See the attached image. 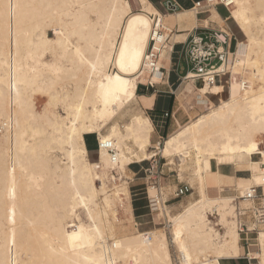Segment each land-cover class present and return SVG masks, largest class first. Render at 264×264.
Listing matches in <instances>:
<instances>
[{
  "label": "bare ground",
  "instance_id": "1",
  "mask_svg": "<svg viewBox=\"0 0 264 264\" xmlns=\"http://www.w3.org/2000/svg\"><path fill=\"white\" fill-rule=\"evenodd\" d=\"M132 1L0 0V123L6 126L0 138V264H176L162 228L139 230L128 183L110 185L107 172L98 170L114 159L125 172L158 150L167 165L178 159V180L195 191L172 214L167 201L178 185L160 181L149 188L157 221L167 210L182 263L247 257L264 264V223L255 219L256 201L247 198L264 187V0L167 14L149 0H137L140 10L134 11ZM201 13L208 15L205 27L195 28ZM183 21L191 32L212 31L222 42L215 69L225 67L226 36L238 39L232 75L239 83H232L228 100L214 105L208 96H220L223 85L185 80L183 95L205 111L152 150L155 128L138 107L137 92L162 82L146 54L155 27L172 31ZM180 36L162 50L160 67L171 66ZM186 41L181 75L188 68ZM93 135L95 161L86 142ZM206 162L215 163L217 175L250 165V186L209 196ZM243 215L257 233V254L242 253Z\"/></svg>",
  "mask_w": 264,
  "mask_h": 264
},
{
  "label": "rangeland",
  "instance_id": "2",
  "mask_svg": "<svg viewBox=\"0 0 264 264\" xmlns=\"http://www.w3.org/2000/svg\"><path fill=\"white\" fill-rule=\"evenodd\" d=\"M179 1L182 3L183 6H185V4L187 3L188 0H179ZM199 1L204 3V0H199ZM134 11H138V9H134ZM219 12L223 15H226V11L224 8H219ZM49 34L51 36H53V32H50ZM229 36H230V38H232V37L235 38L236 41L233 42L232 48H233V50L235 49V42H236V50H237V47L239 46L238 39L235 36H233L231 33L229 34ZM236 50H235V52H236ZM233 61H234V55H232V53H231L230 58H229V65H230L229 70L231 72L233 71ZM176 63H178V60L176 61ZM178 64H180V62ZM227 66H228V64H227ZM170 67L167 68L168 72L170 70ZM232 83H239V82H237V78L234 77L233 75H232L231 85H232ZM231 85L229 86V89L226 92L224 89V92L220 96L210 95V96H208V99L214 105H218L219 98H223L224 100H228L230 95H231ZM184 88H185V85L183 84V87L179 92L180 98L178 101L179 102L178 106L180 108H182L181 112H183V114H185V112H186V114H187V117H186L187 119L182 125L189 122V120H190L189 114L192 116V118L190 120V122H191L193 120V118H195V115H194L195 113L198 115V114H202L203 111H205V110L201 109V107L197 106L195 104L194 100H192L191 101L192 103H191V102H189L190 98H185V96L183 95ZM142 89H145V87L140 86V89H139L140 92H142L141 91ZM149 89H150V91H152L151 88H149ZM159 89L165 90V86L162 85L159 87ZM41 106H42V103L39 102V105H38L39 110L42 109ZM184 110H185V112H184ZM60 112L62 115H64V112L61 109H60ZM169 135L170 134L164 136L163 139L159 140L162 142V144L159 146L160 149L163 148L164 142H165L164 140L167 139V137ZM0 138H1V135H0ZM86 142H87V145H89V147L91 148L90 159L92 161H95L97 159V150H98V142H97L96 136L95 135L87 136ZM152 142L153 143H152L151 148L153 150V148H155L157 144L155 145L154 143H156V142H154V141H152ZM154 158L159 160V162L161 163L160 164V170H159L161 173V179H165L166 183H171L172 185H175V186L179 185L180 181L177 178V168H176L177 163H178V159H175V164L167 165L168 162L165 159H163L162 154H161V150L157 151L156 156ZM153 159H151V160H153ZM151 160H149V161H151ZM149 161H145L143 163L137 164V165H140L142 167V170L139 172V174L136 177H134V175L132 174L134 166H137L136 164H132L124 172L119 168L116 160H114V159L104 160L103 163L98 166V170L101 171L104 169L107 172L108 182L110 185H112L113 183H120L121 181L128 183V187H129V191H130V195H131L132 207H133V214L135 216L136 222L139 225V230L144 232V231L152 230L154 228H162L168 235V238L170 240V250L172 253V258L176 262V260L178 259L179 256H178V251H177L174 243L172 242V225L170 223L169 216L167 214V210L165 209V217H162L161 221L160 220L157 221L159 219V213L160 212L159 211H153V209L151 207V203L149 202V199H150L149 188L153 184H151V180H149L147 178L148 176H146L143 172V170L149 166ZM147 163H148V166H145ZM205 167H206L207 171H210L213 168L216 169L215 163H212V162H206ZM237 169L239 171L243 172V173H238V175L244 176V184L242 186H239V189L248 188L250 186V183H251V179H250L251 173H252L251 172V166L250 165L249 166H238ZM160 181L165 182L163 180H160ZM183 183L190 185V183H188L187 181H183L182 184ZM97 184L99 185V181L97 182ZM221 185H223V187L225 188V191H226L224 193V195H228L232 191V189L235 188L236 182H235V180H232V179H226V180L222 179ZM260 190L263 193V198L261 200L263 201V206H264V187L260 188ZM148 191H149V199H148V194H147ZM194 192L195 191H192V193H194ZM190 195L191 194H189L187 197H184L182 199H173L175 195H170L168 197V199L169 198L170 199L167 201L168 202L167 206L169 207L170 212L172 214L178 213L179 207L183 204H186L189 201ZM255 204L257 207V202ZM250 220L251 219L249 218L248 215H243V216L239 217V221L242 222L243 226L244 225L247 226V221H250ZM213 222L215 223L216 221L214 220ZM124 226L126 227L125 229L127 231H130L129 224L127 222ZM127 233H129V232H127ZM256 235H257V233L255 232V235L250 236L247 239V242L245 240H243V241L241 240V250H242L243 254H247L248 252H252L253 254L259 253L260 246L258 244V241L256 240L257 239ZM252 262L254 264H258V260H253ZM225 264H251V261H249L247 259V257H244V259L228 262Z\"/></svg>",
  "mask_w": 264,
  "mask_h": 264
},
{
  "label": "built area",
  "instance_id": "3",
  "mask_svg": "<svg viewBox=\"0 0 264 264\" xmlns=\"http://www.w3.org/2000/svg\"><path fill=\"white\" fill-rule=\"evenodd\" d=\"M222 5L226 8H230L234 5L233 0H204V3L201 1H195L193 3L194 10H203L206 7L215 6V5ZM178 8V4L174 0H167L166 9L169 12L174 13ZM207 13H201L199 15H206ZM188 33V68L185 74L182 77V82L185 80L190 79H197L203 82V84L214 85V84H221L225 88V92L229 89L232 80V72L229 70V58L230 54L234 55L236 50V42H235V49L233 50L232 45L233 42L236 41L235 38L227 37V41H225L226 46V55L224 60L225 67L223 69H215L212 64L213 60L217 57L218 51L222 46V42L219 38L212 32L208 31L206 34H201L198 32H186ZM174 34H178V32L174 29L172 31H168L165 28L161 27L157 29L155 27L154 32L152 33L150 39V46L147 50L146 54V61L148 64V68L151 70L152 75L159 79L162 84H153L150 82L146 85H140L147 89H155L156 86L164 85L168 79V71L159 66L161 52L165 48L166 45L170 44L173 40ZM229 40V41H228ZM187 41L184 43L175 42L173 44L172 50V57H178V63L180 62L182 50H178V46H185ZM172 60V59H171ZM228 64V66H227ZM177 69V67H176ZM192 72L194 74L193 78L189 77V73ZM139 86V87H140ZM5 125L0 123V135L5 130ZM99 148V144H98ZM111 153H114L113 150H110ZM160 162L156 158L149 161V166L143 170L144 174L148 176L147 178L151 180V184L155 186H159L161 173H160ZM192 192V187L188 184L180 183L178 188L175 192V196L173 199H182L187 197ZM148 194V193H147ZM248 199L255 200L257 202V210L255 213V219L260 223H264V206L263 201V193L261 192L260 188H254L253 191L248 194ZM149 199V196H148ZM151 203V200L149 199ZM152 204V203H151ZM244 229L241 231L243 235V240L247 242V239L255 235V231H249L248 228L244 225ZM246 236V237H245ZM179 258V257H178ZM182 260L184 259H177L176 264H183Z\"/></svg>",
  "mask_w": 264,
  "mask_h": 264
},
{
  "label": "crops",
  "instance_id": "4",
  "mask_svg": "<svg viewBox=\"0 0 264 264\" xmlns=\"http://www.w3.org/2000/svg\"><path fill=\"white\" fill-rule=\"evenodd\" d=\"M162 14H167L169 13L166 9L167 6V0H149ZM178 4L179 9L183 10H190L193 9V3L198 0H188L185 6L182 5V3L179 0H174ZM134 8L140 10L139 4L137 0L132 1ZM208 18V15H198L197 16V23L198 26L195 28H201L203 29L205 26L203 25V21ZM184 23V24H183ZM201 23V24H200ZM178 25V26H177ZM186 21L183 22H178L176 23V31L181 34L180 37L182 40L179 42L184 43L186 42V39L188 37V33L193 30L187 28L186 29ZM184 27V28H181ZM210 29H217V27L214 24H210L209 26ZM184 32V33H183ZM203 34V32H200ZM206 33V32H205ZM186 46V45H185ZM185 46H178L177 49L180 51L185 49ZM177 56L172 57V65L170 67V70L168 72V79L165 82L163 86H165V90H160L159 86H156L155 89H142L140 92V87L137 92V101H138V107L147 114V116L150 117L154 127H155V133L153 134L152 141L156 142V144H162L161 139L164 138V136L170 134L172 135L176 131H178L180 128L186 126L187 124L190 123V120L192 116L189 114L190 120L188 123L182 125L186 121L187 114H183L181 112L182 108H180L179 105V92L183 87V82H182V77L183 75L180 74L179 68L180 64L176 63L178 60ZM182 57V54H181ZM181 60V58H180ZM177 67V69H176ZM169 135V136H170ZM168 136V137H169ZM167 137V138H168ZM166 140V139H165ZM164 140V141H165ZM153 143V142H152ZM88 146L89 150V156L91 154V148ZM137 165V164H136ZM148 166V163L145 165ZM206 168V167H205ZM142 170V167L140 165L134 166V169L132 171V174L134 177H136L139 172ZM214 170L211 169L208 172L207 178H206V183H207V192L208 195L211 197H216L219 196L222 190H225L223 185H221L222 179H232L235 180L236 185L235 187L239 188V186H242L244 184V176L238 175V173H243L239 171L238 169H233V168H223L221 169V174H213L212 171ZM165 181V179H161ZM166 182V181H165ZM153 230V229H152ZM151 231V230H149ZM148 232V231H144Z\"/></svg>",
  "mask_w": 264,
  "mask_h": 264
}]
</instances>
